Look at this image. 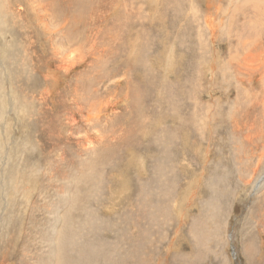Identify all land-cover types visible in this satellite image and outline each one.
Returning <instances> with one entry per match:
<instances>
[{
	"label": "rangeland",
	"instance_id": "374dc122",
	"mask_svg": "<svg viewBox=\"0 0 264 264\" xmlns=\"http://www.w3.org/2000/svg\"><path fill=\"white\" fill-rule=\"evenodd\" d=\"M192 1L0 0V264H264V0Z\"/></svg>",
	"mask_w": 264,
	"mask_h": 264
},
{
	"label": "bare ground",
	"instance_id": "6f19581e",
	"mask_svg": "<svg viewBox=\"0 0 264 264\" xmlns=\"http://www.w3.org/2000/svg\"><path fill=\"white\" fill-rule=\"evenodd\" d=\"M188 1V0H187ZM221 1V0H220ZM233 1V0H232ZM58 2V1H57ZM250 2V1H249ZM215 3H216V0H202L200 3H197L196 1H192V8H193V11H194V15H195V17H197L199 20H200V13L202 12V13H205L206 15H207V21H205L206 22V27L207 28H205V29H203V30H208V28L210 27L209 25H210V19H212L213 17L214 18H216L217 16H218V14H217V12H216V5H215ZM253 4H255L256 6H259L258 4H256V3H254L253 2ZM237 5V4H236ZM193 6H195V7H193ZM231 9V8H230ZM236 9V8H235ZM258 9V8H257ZM192 10V9H191ZM233 10H234V8H233ZM232 10V11H233ZM57 13V12H56ZM202 15V14H201ZM232 15V14H231ZM188 17V16H187ZM205 18V17H204ZM227 19H228V17H227ZM229 20H230V18H229ZM200 21H202V20H200ZM199 21V22H200ZM51 22V21H50ZM216 22H217V20H216ZM233 22V21H232ZM202 23V22H201ZM205 24V23H204ZM253 24V23H252ZM200 28H201V25H200ZM221 28V27H220ZM225 28V27H224ZM100 31V30H99ZM255 31V30H254ZM254 31H253V33H254ZM208 32V31H207ZM220 32V31H219ZM227 32H229V31H227ZM52 34V33H51ZM206 34L207 33H205V32H202V30L199 32V33H197V36H199V37H206ZM226 34V33H225ZM244 34V37H242L241 36V34L240 35H238V36H236V38H235V36H232V37H230L229 39L231 40V41H235L236 43H241L242 44V46H240V47H247V51H245L246 53L242 56V54H241V56L242 57H240V60H236V58L238 57V53H236V54H233V55H230L229 56V58H227L226 59V62L228 63V65H230L231 66V68H229L230 70H232L233 72H235V74H236V77H237V79L238 80H241L238 76H237V73H236V70H234V68H238V66L239 67H241V68H247L248 66H250V62L251 61H253V62H257V63H260V59L258 58V57H254L255 56V52L253 51L254 50V46H253V43L251 42V40L250 39H247L251 34L250 33H243ZM249 34V35H248ZM210 36H211V38H213V29L210 31ZM254 37V36H253ZM211 38H209V39H211ZM204 39V38H203ZM202 40V39H201ZM213 41H214V39H212ZM211 40V41H212ZM257 40H259V39H257ZM206 41V40H205ZM210 41V40H209ZM210 41V42H211ZM212 41V42H213ZM217 42V41H216ZM257 42V41H256ZM206 43H207V41H206ZM232 43V42H231ZM225 44H226V42H225ZM234 44V43H233ZM196 45V44H195ZM223 46V45H222ZM234 46V45H233ZM201 49H203V47L201 48ZM215 50V49H214ZM214 50H212V52H211V55H210V57H209V61L207 62V66H211L210 67V69H209V71H210V73H212L213 74V70H212V65H213V62H215L217 59L215 58V56H216V54H215V56H212V54H213V52H214ZM217 50V49H216ZM241 50V49H240ZM245 50V49H244ZM243 52V51H242ZM203 53H204V51H203ZM217 55H218V52H217ZM235 55H236V58H235ZM80 56V55H79ZM220 58V56H218V59ZM239 58V57H238ZM81 59V58H80ZM216 59V60H215ZM236 61H238L237 63H236V66L234 67V68H232V66H234V63L236 62ZM224 62V61H223ZM91 64V63H90ZM252 64H254V63H252ZM256 64V63H255ZM223 66V65H222ZM225 66V65H224ZM215 67V66H214ZM220 68V67H219ZM218 68V69H219ZM223 68V67H222ZM214 69V68H213ZM247 69H249V68H247ZM226 70V69H225ZM224 71V70H223ZM216 73V72H215ZM229 74H230V72H229ZM221 76H222V74H221ZM234 77V76H233ZM231 78V77H230ZM222 81V80H221ZM251 82V81H250ZM225 84V83H224ZM210 87V86H209ZM226 88V87H225ZM187 89V88H186ZM211 89V88H210ZM239 90V89H238ZM240 92V91H239ZM239 95V94H238ZM255 104V103H254ZM257 104V103H256ZM200 105V104H199ZM231 106V105H230ZM221 107V106H220ZM251 107V106H250ZM255 107H257V106H255ZM198 109V108H197ZM196 109V110H197ZM239 109V108H238ZM244 111V110H243ZM246 112V111H245ZM206 114V113H205ZM245 114H247V113H245ZM245 118V117H244ZM256 118V117H255ZM180 119V118H179ZM231 120V119H230ZM249 123V122H248ZM260 123V122H259ZM256 125V124H255ZM256 127V126H255ZM209 128V127H208ZM209 130V129H208ZM248 130V129H247ZM259 132H260V130H259ZM262 134V133H261ZM264 135V134H263ZM262 135V136H263ZM216 136V135H215ZM261 136V137H262ZM258 137V136H257ZM247 138V137H246ZM257 139V138H256ZM261 141V140H260ZM250 142V141H249ZM254 144V143H253ZM252 146V145H251ZM253 147V146H252ZM208 149V148H207ZM253 152V151H252ZM261 159H262V156L260 157ZM260 158H259V160H260ZM264 161V160H263ZM262 162V161H261ZM243 166V165H242ZM256 171V170H255ZM239 172V171H238ZM258 175V174H257ZM201 176V175H200ZM263 177H264V175H262L261 176V178H259V180H258V182H257V188H260V186H261V184H262V182H263ZM193 191H192V189L190 190V192H189V196H191V193H192ZM185 198H189V197H185ZM184 199V198H183Z\"/></svg>",
	"mask_w": 264,
	"mask_h": 264
}]
</instances>
